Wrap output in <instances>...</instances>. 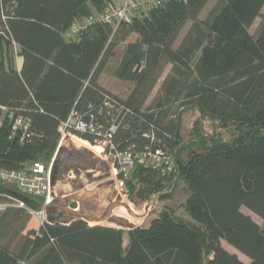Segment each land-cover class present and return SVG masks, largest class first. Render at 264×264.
<instances>
[{
  "label": "trees",
  "instance_id": "16d2710c",
  "mask_svg": "<svg viewBox=\"0 0 264 264\" xmlns=\"http://www.w3.org/2000/svg\"><path fill=\"white\" fill-rule=\"evenodd\" d=\"M209 1L165 0L131 21L84 25L115 0H0V170L49 165L74 108L95 117L99 134L117 124L119 149L161 148L176 163L163 172L136 162L128 197L161 205L132 229L83 219L29 228L27 207L7 206L0 264H264V17L250 30L264 0H217L202 18ZM75 22L83 26L69 37ZM106 71L127 85L106 86ZM188 110L198 116L185 136ZM17 117L27 129L14 127ZM8 199L41 205L0 184V203Z\"/></svg>",
  "mask_w": 264,
  "mask_h": 264
},
{
  "label": "built area",
  "instance_id": "2783aa9c",
  "mask_svg": "<svg viewBox=\"0 0 264 264\" xmlns=\"http://www.w3.org/2000/svg\"><path fill=\"white\" fill-rule=\"evenodd\" d=\"M165 0H121L115 1L106 7L103 11L93 13L87 17L83 24L95 21L108 22L117 25L119 22L126 20L131 21L137 10L149 8L160 4ZM81 26L80 23H73L67 31V36H77ZM28 121L23 117H17L15 120V128L21 127L27 129ZM117 124L99 134V126L95 117L86 118L80 111L75 108L71 111L68 119L64 121L60 127L62 138L69 133H90L93 134L95 144L102 148V156L104 158L113 157L114 169L112 177L116 180L121 195L128 197L126 181L129 178L136 162L145 163L146 165H154L162 168L163 172H170L175 169V157L172 152L165 151L161 148L147 151H133L131 147L119 149L113 142L114 132ZM54 157L49 165L41 161H35L25 168L19 170L1 169L0 180L11 186H14L21 193L37 196L41 198L40 208L26 206L33 216H37L40 225L47 222L46 206L51 202V167ZM90 187V185H89ZM20 205L24 206L21 202Z\"/></svg>",
  "mask_w": 264,
  "mask_h": 264
},
{
  "label": "water",
  "instance_id": "95a60500",
  "mask_svg": "<svg viewBox=\"0 0 264 264\" xmlns=\"http://www.w3.org/2000/svg\"><path fill=\"white\" fill-rule=\"evenodd\" d=\"M107 159L97 160L89 148L84 145L76 146L70 139L60 141L51 167L52 200L46 206L47 222L69 224L83 219L96 223L109 221L123 229L139 226L129 218L113 213V210L123 206L133 216L144 220L151 213L152 207L147 206L146 213L139 214L129 202L122 200L116 180L112 177L113 157ZM70 173L73 175H69ZM81 176L87 180L79 182L77 178ZM0 184L9 191L25 196L1 180ZM92 184L95 186L89 188ZM132 203L135 201L132 200ZM143 224L144 222L140 225Z\"/></svg>",
  "mask_w": 264,
  "mask_h": 264
},
{
  "label": "rangeland",
  "instance_id": "374dc122",
  "mask_svg": "<svg viewBox=\"0 0 264 264\" xmlns=\"http://www.w3.org/2000/svg\"><path fill=\"white\" fill-rule=\"evenodd\" d=\"M117 2L121 1V0H115ZM217 0H210L207 5L205 6V8L203 9L202 13H201V17L202 18H205L208 13L210 12V10L214 7V5L216 4ZM264 17V8L262 10V15L257 17L256 20L253 22V24L251 25L250 27V30L252 32H256L259 28V25L262 21ZM191 26V22H188L185 27L183 28V30L181 31V34H180V37H179V41L185 36V34L188 32L189 28ZM140 36L137 35V34H134L130 40H137L139 39ZM121 53H122V50H121ZM117 57L114 59L116 60ZM117 62V61H116ZM117 64V63H116ZM171 71V65H168V67L166 68V70L164 71L163 75L161 76L159 82L157 83V85L155 86L154 90L152 91L148 101H147V105H153L157 95L159 94L160 92V85L163 81V79L165 78V76L170 73ZM103 83L108 86V87H114V88H117V87H121V86H126L127 83H120V81H118L113 75L112 73L109 71H106L104 73V76H103V79H102ZM198 114L196 111L194 110H188L186 112H184V124H183V132H184V135L187 136L189 134V132L191 131L192 127H193V123L195 121V119L197 118ZM73 136V137H72ZM70 139L71 141H73V143L76 145V146H80V145H83L82 143H80L79 140H82V141H87L89 143V146H86L87 148H89L92 153L94 154L95 158H97V160H100V161H103V160H108L107 158H104L102 156V148L99 146V145H93L90 141L76 135V134H66L65 137L61 138L62 139ZM73 138H76V139H73ZM77 140V141H76ZM85 146V145H84ZM93 147H100L101 150L96 152L94 151L92 148ZM99 161V162H100ZM101 166V165H100ZM69 175H73L72 173H70ZM77 180L79 182H82V180L86 181V177H79L77 178ZM95 184H92L90 185L89 188H92L94 187ZM77 189V187H76ZM122 200L124 202H129L133 208V210L139 214H144L146 213V208L147 206H151L152 207V211L151 213H149L145 219L143 220L142 218H138V217H135L133 216L125 207L121 206V207H117L115 208V210H113V213H116L118 215H122V216H125L127 218H129L130 220H132L133 222H135L137 225H140L142 224L143 222L145 223V221H147L148 219H150L153 215V212H155L159 206L161 205L160 202H157L156 200H153V201H149V202H140V201H135V203H132V199H130L129 197H125L122 195ZM21 201L17 202V201H14V200H11V199H8L6 200L5 202L3 203H0V211H2L4 208H6L7 206H22L20 205ZM179 201H173V205L174 207H178V204ZM74 206V205H73ZM24 207L25 204H24ZM243 211L246 212V213H249L253 216V218L259 222L260 224L263 225V220L257 216L255 213H253L252 211H250L247 207H243ZM89 224L91 225H96V224H101V225H112V226H115L114 224H112L111 222L109 221H103V222H100V223H96V222H88ZM32 226H35L33 228H38L40 227V223H39V219L37 216H33L32 215V219H31V222H30V225L28 226L29 228H31ZM117 227V226H116ZM125 230H128V229H125ZM223 244L224 246L229 249L230 251L232 252H236L243 260H245L246 262H250V259L243 253H241L239 250H237L236 248H234L233 246H231L230 244H228L225 240H223Z\"/></svg>",
  "mask_w": 264,
  "mask_h": 264
},
{
  "label": "bare ground",
  "instance_id": "6f19581e",
  "mask_svg": "<svg viewBox=\"0 0 264 264\" xmlns=\"http://www.w3.org/2000/svg\"><path fill=\"white\" fill-rule=\"evenodd\" d=\"M73 137V136H72ZM73 139H76V138H73ZM77 141V140H76ZM80 141V143H82L83 145H85V146H89V143L87 142V141H82V140H79ZM94 151H96V152H98V151H100L101 150V148L100 147H93L92 148Z\"/></svg>",
  "mask_w": 264,
  "mask_h": 264
},
{
  "label": "crops",
  "instance_id": "0c3cea01",
  "mask_svg": "<svg viewBox=\"0 0 264 264\" xmlns=\"http://www.w3.org/2000/svg\"><path fill=\"white\" fill-rule=\"evenodd\" d=\"M17 62H18V67L20 68L22 66V63H23V57L22 56H19ZM30 222H29V225H30ZM33 227H35V226H32L31 228H33Z\"/></svg>",
  "mask_w": 264,
  "mask_h": 264
}]
</instances>
